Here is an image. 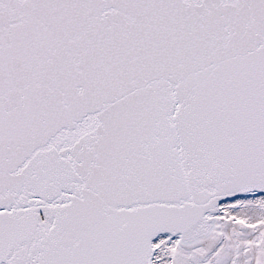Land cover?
<instances>
[{"label": "snow or ice", "instance_id": "6c2138e0", "mask_svg": "<svg viewBox=\"0 0 264 264\" xmlns=\"http://www.w3.org/2000/svg\"><path fill=\"white\" fill-rule=\"evenodd\" d=\"M0 264H264V0H0Z\"/></svg>", "mask_w": 264, "mask_h": 264}]
</instances>
